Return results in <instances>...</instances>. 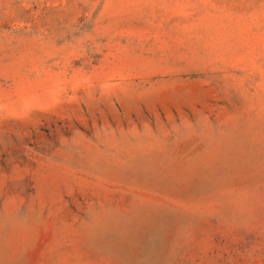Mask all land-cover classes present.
Segmentation results:
<instances>
[{"label": "rangeland", "instance_id": "obj_1", "mask_svg": "<svg viewBox=\"0 0 264 264\" xmlns=\"http://www.w3.org/2000/svg\"><path fill=\"white\" fill-rule=\"evenodd\" d=\"M0 264H264V0H0Z\"/></svg>", "mask_w": 264, "mask_h": 264}]
</instances>
